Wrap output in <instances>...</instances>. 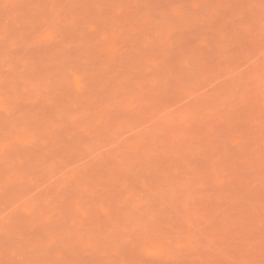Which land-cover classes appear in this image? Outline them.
<instances>
[{
  "label": "rangeland",
  "instance_id": "obj_1",
  "mask_svg": "<svg viewBox=\"0 0 264 264\" xmlns=\"http://www.w3.org/2000/svg\"><path fill=\"white\" fill-rule=\"evenodd\" d=\"M0 264H264V0H0Z\"/></svg>",
  "mask_w": 264,
  "mask_h": 264
}]
</instances>
